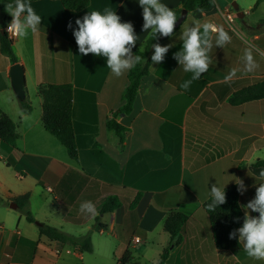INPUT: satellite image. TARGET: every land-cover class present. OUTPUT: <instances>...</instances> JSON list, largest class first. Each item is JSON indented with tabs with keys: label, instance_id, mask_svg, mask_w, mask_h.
Returning a JSON list of instances; mask_svg holds the SVG:
<instances>
[{
	"label": "crops",
	"instance_id": "0c3cea01",
	"mask_svg": "<svg viewBox=\"0 0 264 264\" xmlns=\"http://www.w3.org/2000/svg\"><path fill=\"white\" fill-rule=\"evenodd\" d=\"M29 2L41 17L39 28L23 38L15 34L11 37L16 62L24 70L28 112L20 108L21 99L11 87L9 67L13 63L0 53V109L14 121L18 132L14 146L0 145V263L85 264L84 252L40 235L36 223L28 222L18 208L10 207L13 197L26 192L27 207L30 212L34 209L31 213L37 222L75 236L90 231L92 251L94 235L106 234L112 240L110 247L114 244L119 248V256L124 254L125 242L135 236L143 243L153 242L158 236L160 253L168 242L163 220L170 211L180 210L188 215L184 237L165 262L174 256L171 264H203L209 250L219 255L202 209L203 201L210 196L208 190L216 182L226 183V187L236 183V178L242 180V172L255 181L262 179L259 173L263 168L252 163L264 159V98L242 104L228 102L247 79L264 76L257 73L264 68V59L250 45L258 43V34L249 38L240 35L221 10L213 8L215 4L188 12L172 36L159 42L170 47L162 62H152L148 74L141 78L131 111L116 115V121L127 127L119 150L115 146L117 136L107 131L105 120L111 110L124 103L128 70L117 77L104 57L80 54L68 24L75 28V20L87 12L113 10L122 21L133 25L137 35L134 54L148 36L142 28L141 6L137 0H90L87 7L76 12L64 8L59 0ZM162 2L174 8L179 0ZM263 3L261 0L253 11L250 3L246 8L238 5L246 21L253 24L264 21L252 16ZM226 4L225 0L217 2L222 8ZM194 23L208 25L212 47L208 69L185 90L181 84L190 80L192 73L184 71L176 54L183 46V31ZM219 30L229 36L222 46L215 43ZM261 47L264 49V43ZM246 53H251V66ZM44 83L72 85L76 160L68 157L64 146L42 125L38 87ZM70 169L88 178L76 193L75 205L54 194L55 186ZM136 192L141 197L130 208ZM110 194L116 195L121 204L100 215L105 228L94 230L98 213L81 211L80 205L91 201L97 212L101 200ZM243 195H239V204L245 212L247 200Z\"/></svg>",
	"mask_w": 264,
	"mask_h": 264
},
{
	"label": "trees",
	"instance_id": "16d2710c",
	"mask_svg": "<svg viewBox=\"0 0 264 264\" xmlns=\"http://www.w3.org/2000/svg\"><path fill=\"white\" fill-rule=\"evenodd\" d=\"M62 6L68 10L81 11L88 6L90 0H59ZM261 0H255L250 10L257 8ZM215 4V0H179L178 6L172 8L176 11L177 16L182 8L187 13L194 10H205ZM11 16L5 11V5L0 3V53L8 58L11 63H16L17 59L12 51V39L8 37L5 31L6 25L10 22ZM167 36H157L149 40L146 37L143 46L134 51V55L144 57V62L137 63L132 69L127 71L128 84L122 94L124 103L115 110H111L110 116L105 120L107 131H112L117 136V149L122 148L124 133L127 127L116 121V115L119 113L128 114L132 109L137 89L141 78L148 74L149 67L152 63L151 54L154 43H159ZM38 93L42 99L41 122L44 129L54 136L61 145L66 149L70 159L76 160L78 157V147L75 139L74 128L72 123V85L70 83H44L38 87ZM264 98V76L247 79L242 86L235 90L228 98L231 104H242L249 101ZM20 108L28 112L30 105L23 99L19 100ZM18 138V132L14 121L0 109V145L14 146ZM9 165V164H7ZM253 166H260L264 169V159L252 163ZM74 176H77L75 179ZM82 180V181H79ZM88 178L74 170H68L62 179L54 188V194L65 203H76L78 191L83 185V181ZM81 182V183H80ZM226 202L220 205L214 212H208L206 201H203L202 209L207 214L208 223L211 231L213 243L217 249L226 251H235L242 248L236 238H229V232L237 229L243 222L244 211L239 204L240 192L237 191V184L233 183L225 187ZM141 197L140 192H136L129 204L134 208ZM29 192L13 197L11 200L17 203V208L22 211L26 220L36 223L40 235L46 236L50 240H56L63 244H68L80 252H91V232L88 231L83 235L75 236L68 234L61 229L43 223L37 222L31 212L27 209ZM79 202V201H78ZM77 202V203H78ZM120 201L116 195L110 194L105 196L98 205L97 215L94 218L92 229L100 230L105 228V224L100 222V215L112 212L120 206ZM188 215L183 211H170L163 220L162 229L168 235V242L153 264H164L169 252L178 246L184 237ZM75 221L78 219L74 218ZM118 263L124 264L123 258ZM7 264V263H0Z\"/></svg>",
	"mask_w": 264,
	"mask_h": 264
},
{
	"label": "clouds",
	"instance_id": "9594fccd",
	"mask_svg": "<svg viewBox=\"0 0 264 264\" xmlns=\"http://www.w3.org/2000/svg\"><path fill=\"white\" fill-rule=\"evenodd\" d=\"M142 8L143 31L148 34L149 40L159 36H172L177 23V13L162 0H137ZM5 5V11L12 17L7 28L19 38L25 37L29 31H36L41 23V17L31 7L29 0H0ZM77 27L72 28L75 42L80 54H93L105 58V63L111 72L119 77L126 70L132 69L137 63L144 62V57L133 54V47L137 42V35L131 22L122 21L113 10L90 11L82 18L75 20ZM183 46L176 54V58L183 65L185 72H191L192 77L181 84V88L187 90L192 83L209 67V50L212 43L209 38L207 24H189L183 31ZM229 40L228 34L219 30L216 37V45L222 46ZM151 61L162 62L164 54L170 45L154 43ZM248 65L252 64L251 53H246ZM234 74V71H233ZM262 178L257 181L255 195L244 207L242 224L229 232V238H236L243 245L249 257L264 260V169L259 173ZM237 191L241 194L246 191V186L241 179L236 178ZM225 184L217 182L208 190L210 199L206 201L208 212H214L220 205L226 202ZM81 211L96 215V208L91 201H85L80 205ZM257 212L258 215H251Z\"/></svg>",
	"mask_w": 264,
	"mask_h": 264
},
{
	"label": "rangeland",
	"instance_id": "374dc122",
	"mask_svg": "<svg viewBox=\"0 0 264 264\" xmlns=\"http://www.w3.org/2000/svg\"><path fill=\"white\" fill-rule=\"evenodd\" d=\"M224 0H215V5L213 6L214 9H220L221 14L225 20L224 14L226 12H232L234 14V18L232 21H228L229 25L233 23V28H235L236 32L238 31L240 35L244 37H251L254 33L258 34V43L250 42L251 46L254 47V50L264 59V49L261 47V43H264V21L261 20L257 21L256 23H249L246 21V17L244 16L245 23H242L239 18L236 17L235 11L231 7V2L235 1L237 4L241 6V8H246L248 3L253 5L255 0H225L227 2L225 7H221L217 5V2H223ZM218 15V12L216 13ZM252 16H256L259 18H264V3L261 6V9L258 11H254ZM215 20V18H213ZM237 24L238 27L236 26ZM257 73H264V68L258 70ZM250 80V79H248ZM243 176V183L246 186V191H244V195L246 196L247 202L252 199L255 195V188L257 186V181L253 180L246 172L241 173ZM34 207V204L32 205ZM28 209V207H27ZM20 211L19 209H17ZM29 210V209H28ZM30 211V210H29ZM22 213V211H20ZM31 212H34V209H31ZM31 213V214H32ZM251 215H255V212H250ZM95 238V250L91 252H84V261L85 264H119L118 260L122 258L123 255L119 256V248L113 245V248L110 247V243L112 240H109L108 235L104 234L102 236L94 235ZM114 243V242H113ZM133 241L127 240L125 242V257L123 258L124 264H153L157 259L159 249H160V238L158 236L154 237L153 242L143 243V242H136L135 246H132ZM213 248L214 245H213ZM217 250V249H215ZM219 251V255L212 250H209V255L207 254V258L204 259L202 262L203 264H234L237 261L239 264H264V260H257L255 258L249 257L246 251L243 248L240 250L235 251H226V250H217ZM174 256L168 261L169 263L164 264H171ZM121 264V263H120Z\"/></svg>",
	"mask_w": 264,
	"mask_h": 264
},
{
	"label": "water",
	"instance_id": "95a60500",
	"mask_svg": "<svg viewBox=\"0 0 264 264\" xmlns=\"http://www.w3.org/2000/svg\"><path fill=\"white\" fill-rule=\"evenodd\" d=\"M231 7L233 10L236 12L237 18L241 19L243 21V16L244 12L239 8V5L235 2H231ZM187 14V10L182 8L180 10V13L177 18V23L174 28V30L181 24V22L185 19ZM3 29H0V33H3ZM9 75H10V83L12 90L15 94V96L18 99L23 100L25 97V92H24V70L23 67L20 63L16 62L10 65L9 67ZM10 207L11 208H17V203L16 202H10Z\"/></svg>",
	"mask_w": 264,
	"mask_h": 264
},
{
	"label": "built area",
	"instance_id": "2783aa9c",
	"mask_svg": "<svg viewBox=\"0 0 264 264\" xmlns=\"http://www.w3.org/2000/svg\"><path fill=\"white\" fill-rule=\"evenodd\" d=\"M224 16L227 18L228 21H231L232 18H233L232 15L230 14V12H226V13L224 14ZM10 22H11V20H10ZM10 22H9V23H10ZM9 23H8V24H9ZM8 24H7L6 27H5V31L7 32L8 37L11 38V37L13 36L14 33L12 32V30H10V29L7 28ZM262 132H263V134H264V123L262 124ZM132 241H133L132 246L134 247V246H135V243H136V242H139V238L135 236V237L132 238Z\"/></svg>",
	"mask_w": 264,
	"mask_h": 264
}]
</instances>
